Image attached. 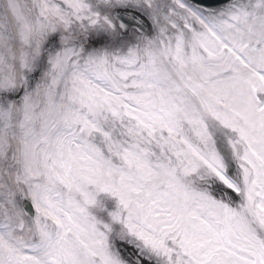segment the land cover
<instances>
[{"label": "snow or ice", "instance_id": "snow-or-ice-1", "mask_svg": "<svg viewBox=\"0 0 264 264\" xmlns=\"http://www.w3.org/2000/svg\"><path fill=\"white\" fill-rule=\"evenodd\" d=\"M0 264H264V0H0Z\"/></svg>", "mask_w": 264, "mask_h": 264}]
</instances>
